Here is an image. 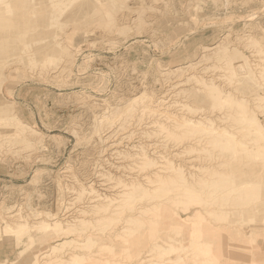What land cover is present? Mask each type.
Instances as JSON below:
<instances>
[{"label": "rangeland", "instance_id": "obj_1", "mask_svg": "<svg viewBox=\"0 0 264 264\" xmlns=\"http://www.w3.org/2000/svg\"><path fill=\"white\" fill-rule=\"evenodd\" d=\"M261 68L264 0H0V222L22 224L11 241L0 238V264H31L34 257L32 264H55L56 258L64 261L71 253L83 254L95 264H149L159 260L156 245L164 247L166 241L173 242L172 237L173 244H185V250L164 258L181 257L184 264H264V161L254 159V141L250 135L245 139L239 129L243 122H233V111L211 100L205 85L211 80L222 92L246 101L264 122V106L255 107L264 99ZM156 119L171 124L167 134ZM184 119L212 120L248 148L209 145L206 135H199L203 140L198 144L197 134L192 137L176 127ZM155 142L156 149L150 146ZM133 145L157 162L160 158L153 152L162 153L188 177L198 175V165L240 175L235 179L241 182L234 192L228 191L231 194L225 188L223 193L204 190V206L187 198L185 205H169L173 217L168 220L159 217L161 221L151 223L140 216L139 224L129 227L130 235L123 232V213L118 222L80 216L77 209H90L86 206L114 196L120 190L115 188L117 181L140 179L146 171H154L136 172L140 161ZM109 175L113 179L108 182ZM241 175L250 182L248 187ZM219 193L228 194L223 195L225 201ZM162 194H156L154 205L164 203ZM142 200L135 202L136 211L153 204ZM70 212L74 214L68 216ZM154 212L159 213L157 208ZM81 218L90 223L76 228ZM188 221L196 227L186 225ZM56 222L74 224L72 234L65 227L40 226ZM192 230L201 244L195 255L191 251L195 240L188 236ZM209 230L215 231L214 237L204 236L213 232ZM86 236L96 240L92 248L62 246L69 241L82 243ZM54 246L57 251L49 254Z\"/></svg>", "mask_w": 264, "mask_h": 264}, {"label": "bare ground", "instance_id": "obj_2", "mask_svg": "<svg viewBox=\"0 0 264 264\" xmlns=\"http://www.w3.org/2000/svg\"><path fill=\"white\" fill-rule=\"evenodd\" d=\"M261 52V51H260ZM228 62V61H227ZM228 66H232L231 65V63H230V65L228 64ZM258 66V65H257ZM235 69V68H234ZM260 69V68H259ZM229 70L231 71V67H229ZM217 72V71H216ZM261 72H262V77H264V68H261ZM203 75V74H202ZM205 75V74H204ZM206 77V76H205ZM208 77V76H207ZM209 78V77H208ZM206 80V79H205ZM207 82V81H206ZM206 86H207V88H208V91H209V96L212 98L211 100H213L214 102H218V104L220 103V102H222L223 103V105H225V104H227L228 106L227 107H229L228 109L230 110H232L233 112V114H232V118H231V120L233 121V122H238L237 121V119L239 120V121H242L243 122V124H241V125H243V127L241 128V125L238 127L239 129H241V132H243V135H244V137H245V139H246V135H250L251 136V138H252V141H254V150H255V154H256V156H254V159H256L257 157L258 158H260L262 161H264V122H262V121H260L258 118H257V116H256V113H255V108L254 109H250L249 108V105L247 104V102L246 101H244V100H237L236 98H234V97H232V95L230 94V93H225V92H222L214 83H212V81L210 80V81H208L206 84H205ZM204 89V88H203ZM195 92V91H194ZM197 92V91H196ZM202 92V91H201ZM189 94V93H188ZM198 95V94H197ZM201 95V94H200ZM190 96H191V94H190ZM190 96H188V98L190 97ZM204 96H206V94L204 95ZM195 97H196V95H195ZM208 97V96H207ZM198 98V97H197ZM202 100V99H201ZM208 100V99H207ZM210 101V100H209ZM192 102H194V101H192ZM213 102V103H214ZM135 103H137L136 101H135ZM195 103V102H194ZM202 102H200V104H201ZM210 103H211V101H210ZM216 103H215V105H216ZM221 103V104H222ZM259 104L260 105H256L255 107L256 108H260L261 109V107H263L264 106V99L262 98L261 99V101L259 102ZM139 105V104H138ZM208 105V104H207ZM188 106V105H187ZM199 106H201V105H199ZM204 106V105H203ZM214 106V105H213ZM212 106V107H213ZM140 107V106H139ZM202 107V106H201ZM206 107V106H205ZM208 107V106H207ZM215 107V106H214ZM225 107V106H224ZM150 108V107H149ZM185 108H186V106H185ZM226 108V107H225ZM153 109V108H152ZM188 109V108H187ZM190 109V108H189ZM208 110V109H207ZM183 111H185V109L183 110ZM194 111V110H193ZM192 111V112H193ZM196 111V110H195ZM137 112V111H136ZM144 113V112H143ZM231 113V112H230ZM134 113H132L130 116H132ZM150 114V113H149ZM159 114V113H158ZM197 114H199V112L197 113ZM138 115V114H137ZM155 115V114H154ZM154 115L152 116V117H154ZM200 115H202L201 113H200ZM133 116H135V115H133ZM159 116V115H158ZM197 116V115H196ZM129 117V116H128ZM229 117H230V114H229ZM147 117H144L143 119H146ZM156 118V117H155ZM219 118V117H218ZM142 119V120H143ZM157 119H160V117L159 118H157ZM156 119V121H158ZM165 119V118H164ZM170 118H169V116L167 117V120H169ZM179 119V118H178ZM221 118H219V120H220ZM236 119V120H235ZM176 120V119H175ZM222 120V119H221ZM235 120V121H234ZM122 121V120H121ZM156 121L154 122V123H156ZM164 121H166V119L165 120H163V122ZM171 121V120H170ZM204 121V120H203ZM216 121V120H215ZM228 121V120H227ZM229 121H230V119H229ZM130 122V121H129ZM159 122V121H158ZM169 123V122H168ZM130 124H132V123H130ZM141 124H143V123H141ZM157 124V123H156ZM155 124V125H156ZM172 124H173V122H172ZM171 125V124H170ZM169 125V126H170ZM230 125V124H229ZM126 126V125H125ZM137 126V125H136ZM139 126V125H138ZM158 126L161 128V129H163L165 132H166V134H167V132H169V126H166V125H164V124H161L160 122L158 123ZM233 126V125H232ZM234 126H236V125H234ZM233 126V127H234ZM176 127L177 128H181V129H184V130H188V132L186 131V133H188V135H191L192 137H194V135L195 134H197V137H195L194 139H198L197 141H195V142H200L201 143V141L203 140L202 138H201V136H207V139H208V144L210 143V144H216V143H218L219 144V146H221V147H226V148H230V149H235V147L234 146H240V147H242L241 149H243L244 148V150H247V148H248V146H246L245 147V145H243L242 143H241V141H238L236 138H235V136H234V134L232 133H229V132H227L225 129H223V128H220V126H218L217 124H215L214 123V121H212V120H208V121H206V122H194V121H191V120H186V119H184L181 123H179L178 124V122H177V124H176ZM128 128V127H127ZM146 128H147V125H146ZM145 128V129H146ZM153 127H151V129H152ZM232 128V127H231ZM236 128V127H235ZM237 128V129H238ZM155 129V128H154ZM234 129V128H233ZM236 129V130H237ZM239 129L237 130V131H239ZM158 130V129H157ZM175 130H176V128H175ZM178 130V129H177ZM244 131H245V133H244ZM147 132H149V131H147ZM153 132V131H152ZM158 132V131H157ZM178 132V131H177ZM183 132H185V131H183ZM235 132V131H234ZM240 132V133H241ZM162 133H163V131H162ZM161 133V134H162ZM172 134H173V132H172ZM238 134H239V132H238ZM137 135H138V133H137ZM141 135V134H140ZM151 135V134H150ZM170 135V134H169ZM169 135H166V136H169ZM174 135V134H173ZM187 135V136H188ZM199 135H201L200 137H199ZM115 135H113L112 137H114ZM162 136V135H161ZM172 135H170L169 137H171ZM205 136V137H206ZM130 137V136H129ZM146 137V136H145ZM149 137V136H148ZM169 137H168V139H169ZM125 138V137H124ZM151 138V137H150ZM150 138H149V140H150ZM152 138H155V137H152ZM162 138V137H161ZM202 140H201V139ZM163 139H164V137H163ZM174 139V138H173ZM189 139V138H188ZM194 139H192V140H194ZM206 139V138H205ZM223 139H225V142H224V145H223V143H222V141H223ZM244 139V140H245ZM119 140H122L121 138L119 139ZM157 140V139H156ZM155 140V141H156ZM161 140V139H160ZM165 140H166V137H165ZM243 140V139H242ZM251 140V139H250ZM150 141H152V139L150 140ZM154 141V140H153ZM162 141L163 140H161L160 142H161V144H162ZM191 141V140H190ZM157 142H159V141H157ZM157 142H155V143H152V145H150V146H153L155 149H156V147L158 146L159 147V145H156L157 144ZM187 142H188V140H187ZM246 143H247V141H245ZM251 142V141H250ZM249 142V143H250ZM164 143V142H163ZM175 143V142H174ZM189 143V142H188ZM194 143V142H193ZM149 144V143H148ZM189 144H191V143H189ZM199 144V143H198ZM209 144V145H210ZM138 145V144H137ZM137 145H133V147L131 148V146H130V148L131 149H134V156L136 157V160H138V161H140L138 164V166L140 167L139 168V170L138 171H136V170H134V171H136V172H139V174L140 173H143L144 171H146V170H148V169H153L154 171L152 172V173H150V171H146L145 172V174L143 173V175H141V176H139L140 177V179H137L138 178V176H137V174H136V176H137V178H135L134 180L132 179H129V181L128 182H121L120 180L119 181H117L116 183H114V182H111L112 184L114 183L115 184V188H118V189H120V190H118V189H115V190H118L115 194H114V196H111V197H103L102 198V196H101V198H102V200H103V202L100 204H97V203H93V205L92 206H86L87 208L88 207H90V209H85V210H76L79 214H80V216L81 215H85V214H90V215H93V216H95V217H97V219L98 220H103V219H106V218H110L111 220H119V218H120V216H121V214L123 213V220H124V230H123V232L124 233H129V231H130V228L129 227H132V226H137L136 224H139V217L141 216V217H144L146 220L145 221H148V222H151V223H153V222H155V220L157 219V218H159V217H161V220H162V217L164 218V220H168L169 218H172L173 217V212H171L170 210H169V205L171 206L172 204H175V203H178V204H180V203H182L183 205H185V204H187L186 202H185V198H187L188 200H187V202H192L193 201V199L194 200H196V201H198V203H200V204H202L203 205V203L205 204V200L203 201V198L201 197V194H202V192L204 191V190H214L215 191V193H216V191H219L220 192V190H222V189H227V193H230L231 194V192H234V190H235V186H237L236 184H238V183H240V182H238V183H236V177H238V176H240V175H237L236 177H235V175H233L232 173L231 174H223V173H221V172H219V171H217V170H210V171H207V170H205V169H203V168H198V165H196L197 166V168H196V170H197V172H198V175H194L193 177H188V175L184 172V170H182V168H180L179 166H176V165H173V164H171V162L164 156V155H162V153L161 154H159V152L158 151H156V152H153L154 154H157L158 156V159L160 158V160H158L159 162H157V161H155L154 159H151L150 158V156L148 155V153H147V151H145V150H140V148H138L137 149ZM170 145V144H169ZM188 145V144H187ZM201 145V144H200ZM156 146V147H155ZM161 146H163L162 148H164V145H161ZM195 146V145H194ZM216 146V145H215ZM217 147V149L218 148H220V147ZM175 147V146H174ZM196 147V146H195ZM210 147H212V145L210 146ZM129 148V149H130ZM172 148V147H171ZM206 148H209V146H207ZM213 148V147H212ZM216 148V147H215ZM215 148H214V150H215ZM224 148H222V149H224ZM130 149V150H131ZM158 149V148H157ZM167 149V148H166ZM174 149V148H173ZM173 149H171V150H173ZM216 149V150H217ZM221 149V148H220ZM253 149V148H252ZM129 150V151H130ZM135 150H137V151H135ZM190 150V149H189ZM198 150V149H197ZM226 150V149H225ZM225 150H223V151H225ZM229 150V149H228ZM236 150V149H235ZM132 151V150H131ZM130 151V152H131ZM199 151V150H198ZM197 151V152H198ZM203 151V150H202ZM222 151V150H221ZM220 151V152H221ZM233 151V150H232ZM239 151H240V148H239ZM249 151H251L250 149H249ZM193 152H194V150H193ZM192 152V153H193ZM200 152V151H199ZM226 152H229V151H226ZM242 152H243V150H242ZM196 153V152H195ZM194 153V154H195ZM200 153H202V152H200ZM199 153V154H200ZM235 153H237V152H235ZM235 153H233V154H235ZM240 153V152H239ZM251 153H253V152H251ZM131 154V153H130ZM130 154H126V155H130ZM132 154V155H133ZM198 154V153H197ZM218 154V153H217ZM216 154V155H217ZM230 154V153H229ZM233 154H232V156H233ZM244 154H245V152H244ZM255 154H252V155H255ZM117 155V154H116ZM124 155V154H123ZM152 155V154H151ZM193 155V154H192ZM201 155V154H200ZM228 155V154H227ZM231 155V154H230ZM241 155V154H240ZM251 155V156H252ZM120 156H122V155H120ZM119 156V157H120ZM154 156H156V155H154ZM177 156V155H176ZM202 156H203V154H202ZM204 156H206V155H204ZM212 156V155H211ZM232 156H231V158H232ZM125 157V156H124ZM127 157V156H126ZM128 157H130V156H128ZM133 157V156H132ZM196 157H197V155H196ZM216 157V156H215ZM234 157V156H233ZM256 157V158H255ZM212 158H213V156H212ZM212 158H210V160L212 159ZM236 158V157H235ZM194 159H195V156H194ZM220 159V158H219ZM234 159V158H233ZM249 159V158H248ZM133 160V159H132ZM191 160H192V158H191ZM200 160H202V159H200ZM199 160V161H200ZM215 160H216V158H215ZM217 160H218V158H217ZM260 160V161H261ZM128 161V160H127ZM127 161H126V163H127ZM135 161V160H134ZM203 161V160H202ZM201 161V162H202ZM212 161H214L213 159H212ZM256 161H257V159H256ZM189 162V161H188ZM204 162V161H203ZM202 162V163H203ZM215 162V161H214ZM219 162H220V160H219ZM125 163V162H124ZM190 163V162H189ZM193 163V162H192ZM206 163V162H205ZM213 163V162H212ZM217 163V162H216ZM187 164V163H186ZM195 164H197V163H195ZM201 164V163H200ZM204 164V163H203ZM122 165V164H121ZM120 165V166H121ZM125 165V164H124ZM124 165H122V166H124ZM209 165H211V164H209ZM231 165V164H230ZM135 166V165H134ZM133 166V167H134ZM195 166V167H196ZM221 166H225L224 164L223 165H221ZM132 167V168H133ZM200 167V166H199ZM204 167V166H203ZM117 168V167H116ZM121 168V167H120ZM221 169H222V167H220ZM130 169V168H129ZM188 169V168H187ZM117 170V169H116ZM123 170V169H122ZM189 170H191V169H189ZM133 171V172H134ZM192 171V170H191ZM124 172H126L127 173V171H125L124 170ZM130 172V171H129ZM193 172H194V170H193ZM131 173V172H130ZM127 174H129V173H127ZM126 174V175H127ZM134 174V173H133ZM132 175V174H131ZM190 175V174H189ZM242 176V175H241ZM110 177V175L107 177L108 179H107V181L110 179L109 178ZM116 177V176H115ZM124 177H126V176H124ZM129 178H130V176H128ZM120 179H121V177H119ZM119 178H117V179H119ZM241 179H244L245 180V177L244 176H242V177H240ZM240 178H238V179H240ZM113 179V178H112ZM112 179H110L111 181H112ZM116 179V180H117ZM128 179V178H127ZM237 179V181H239ZM248 179V181H249V178H247ZM109 180V181H110ZM131 180V181H130ZM108 181V182H109ZM247 180H245V182H246ZM105 182H106V180H105ZM107 182V183H108ZM245 182H243V183H245ZM103 182H101L100 183V185L102 184ZM106 183V184H107ZM247 184H243V185H245L246 187H248L250 184V182H246ZM112 184H110L111 186H112ZM107 185H109V184H107ZM106 185V186H107ZM117 185H118V187H117ZM239 185V184H238ZM242 185V188L244 187ZM252 185V184H251ZM255 185V184H254ZM102 186H104V184L102 185ZM237 187H239V186H237ZM240 187H241V185H240ZM246 187H245V189H246ZM220 188V189H219ZM228 188H231V189H228ZM234 188V189H233ZM107 189H108V187H107ZM111 189V188H110ZM239 189V188H238ZM237 190V189H236ZM241 190V189H240ZM83 191V190H82ZM81 191V192H82ZM228 191H231V192H228ZM80 192V193H81ZM84 192V191H83ZM82 192V193H83ZM90 192V191H89ZM108 192H110V191H108ZM159 192H162L163 194L160 196L161 198H162V201L164 202L163 204H160V206L161 205H163V207L161 206H159L158 204L157 205H154V200H157V198H158V196H156V194H158ZM222 193H223V190L221 191ZM226 192V191H225ZM241 191H238V193H240ZM79 193V194H80ZM250 193H251V191H250ZM213 194V193H212ZM219 194H221V193H219ZM236 194V196H237V193H233V196ZM243 194H244V192H243ZM81 195V194H80ZM83 195V194H82ZM112 195V194H111ZM222 196L221 197H223V195L225 196V195H228V194H221ZM109 196V195H108ZM212 196V195H211ZM210 196V197H211ZM217 197H218V195H216ZM238 196H240L239 194H238ZM244 196V195H243ZM220 197V198H221ZM228 197V196H227ZM232 197V196H231ZM241 197V196H240ZM245 197V196H244ZM243 197V198H244ZM249 197V196H248ZM96 198H98V197H96ZM148 199V200H150L151 202H153V204L152 205H149V206H147V207H145V208H138V210L136 211L135 210V207H133L134 205H136L135 204V202H138V200H140V202H141V200L142 199ZM202 198V199H201ZM232 198H235V197H232ZM237 198V197H236ZM246 198V197H245ZM91 199H92V197H91ZM95 199V198H94ZM93 199V200H94ZM100 199V198H99ZM214 199H216V198H214ZM221 199H223L224 201H225V198L223 197V198H221ZM101 200V201H102ZM161 200V199H160ZM220 200V199H219ZM235 201H236V199H234ZM264 200V199H263ZM89 201H90V199H89ZM92 201V200H91ZM90 201V202H91ZM99 201V200H98ZM143 201V200H142ZM158 201H159V199H158ZM217 201V200H216ZM231 201V200H230ZM233 201V200H232ZM89 202V203H90ZM201 202H203V203H201ZM213 202H214V200H213ZM147 203V202H146ZM145 203V204H146ZM221 203V202H220ZM223 204H224V202H222ZM221 203V205H220V207L221 208H223V204ZM199 204V205H200ZM217 204V203H216ZM227 204V203H226ZM230 204H232V203H230ZM88 205V204H87ZM91 205V204H90ZM140 205H142V204H140ZM144 205V204H143ZM181 205V204H180ZM198 205V204H197ZM205 205H207V204H205ZM209 205V204H208ZM235 205V204H234ZM174 206V205H173ZM176 207H177V205H175ZM204 206V205H203ZM213 206V205H212ZM231 206V208H232V205H230ZM229 206V207H230ZM172 207V206H171ZM208 207H211V206H208ZM214 207V206H213ZM216 207V206H215ZM228 207V206H227ZM226 207V208H227ZM157 208V211L159 212L158 214H155V212H154V210ZM159 208V209H158ZM178 208V207H177ZM179 208H180V206H179ZM182 208H183V206H182ZM185 208V207H184ZM200 208H201V206H200ZM206 208V207H205ZM225 208V207H224ZM70 209V208H69ZM74 209V208H73ZM71 210V209H70ZM176 210V209H175ZM226 210V209H225ZM67 211V210H66ZM75 211V212H76ZM176 211H178V210H176ZM228 211V210H227ZM230 211V210H229ZM73 212V211H72ZM72 212H70V214H68V216L69 215H71V214H74V213H72ZM132 212H134V213H132ZM231 212V211H230ZM65 213H67V212H65ZM125 213H128L127 215L125 214ZM130 213V214H129ZM205 213V212H204ZM203 213V214H204ZM233 213V212H232ZM179 214V213H178ZM78 215V214H77ZM184 215H185V213H184ZM207 215H208V213H207ZM211 215L212 214H210L209 216H210V218H211ZM67 216V217H68ZM73 216V215H72ZM76 216V215H75ZM174 216H175V212H174ZM16 217V216H15ZM176 217V216H175ZM207 217V216H206ZM215 217V216H214ZM219 217V216H218ZM220 217H221V215H220ZM80 218V217H79ZM203 217H201V219H202ZM76 219V218H75ZM200 219V220H201ZM212 219V218H211ZM216 219H217V216H216ZM144 220V219H143ZM158 220V219H157ZM159 220H160V218H159ZM160 220V221H161ZM178 220H180V221H178L179 222V224H180V222H182V217H180V218H178ZM186 220V219H185ZM188 220V219H187ZM199 220V221H200ZM218 220V219H217ZM14 221H16V220H14ZM70 221V220H69ZM97 221V220H96ZM95 221V223H98V222H96ZM141 221V220H140ZM159 221V222H160ZM175 221H177V219L175 220ZM203 221V220H202ZM215 221V220H214ZM213 221V222H214ZM72 222H74V221H72ZM76 222V221H75ZM74 222V223H75ZM87 223V221H85V219L83 218H81V219H79V220H77V222H76V225L77 224H83L84 225V223ZM116 222H118V221H116ZM216 222V221H215ZM250 222V221H249ZM64 223V222H63ZM69 223V222H68ZM66 224V225H62V224H60V223H58V222H56V224L54 223V224H49V225H47V224H45V223H43V224H41L40 223V226L41 227H46V226H51V227H65V230L68 232V233H70V234H72V232H73V230H72V227H73V225L72 224ZM88 223H90L89 221H88ZM87 223V224H88ZM112 223V222H111ZM142 223V222H141ZM140 223V224H141ZM147 223V222H146ZM167 223H169V222H167ZM166 223V224H167ZM198 223V222H197ZM201 223V222H200ZM199 223V224H200ZM13 224V223H12ZM92 224V223H91ZM100 224V226L102 225V222L101 223H99ZM109 224V223H108ZM186 225H192L193 224V227H194V224H195V227H196V223H194V222H190V221H188L187 223H185ZM184 224V225H185ZM206 224V223H205ZM204 224V225H205ZM212 224V223H211ZM95 225V224H94ZM107 225V224H106ZM110 225V224H109ZM108 225V226H109ZM164 225H165V222H164ZM170 225V224H169ZM175 225V224H174ZM177 225H178V223H177ZM213 225V224H212ZM216 225V224H215ZM38 226V225H37ZM39 226V227H40ZM93 226V225H92ZM91 226V228H94L95 229V227H92ZM97 226H99V225H97ZM100 226L98 227L99 229H100ZM107 226V227H108ZM139 226H142V225H139ZM138 226V227H139ZM144 226V225H143ZM201 226V225H200ZM203 226V225H202ZM201 226V227H202ZM40 227V228H41ZM50 227V228H51ZM57 227V228H58ZM106 227V226H105ZM123 227V226H122ZM137 227V228H138ZM145 227V226H144ZM178 227V226H177ZM194 227V228H195ZM208 228L209 229V227L208 226H205V228ZM216 227V226H215ZM49 228V229H50ZM76 228H80V227H78V225H77V227ZM83 228V227H82ZM85 228V227H84ZM98 228H96V230L98 229ZM103 228V227H102ZM101 228V232H106V230H105V228H103L102 229ZM205 228H204V230H205ZM206 228V230L205 231H207L208 229ZM212 228V227H211ZM136 229V228H135ZM144 229V228H143ZM182 229V228H181ZM22 230V224H20V223H15L14 222V225H11V224H9L8 223V221L5 219V221H1L0 222V238L2 239V240H4V242L5 241H11L12 240V238H13V235L14 234H17V233H19L20 231ZM60 230H64V229H60ZM103 230V231H102ZM109 230V229H108ZM203 230V231H204ZM213 230H214V228H213ZM212 230V231H213ZM59 231V230H58ZM77 231H78V229H77ZM76 231V232H77ZM83 231V230H82ZM92 231H94V230H92ZM122 231V230H121ZM138 231V230H137ZM185 231V230H184ZM195 230H192L191 232H189V235L188 236H190L191 238V240L193 239V241H194V243L192 244L193 246H192V248H191V251L193 252V254L195 255V253H197L198 252V250H197V248L196 247H198L199 246V248H201L200 247V242H198V240H196V239H198V236H196V234H195V232H194ZM203 231H202V234H203ZM210 231V230H209ZM212 231H210V232H212ZM218 231V230H217ZM75 232V233H76ZM99 232V231H98ZM160 232V231H159ZM180 232V231H179ZM183 232V231H182ZM182 232H181V235H183L182 234ZM187 232V231H186ZM185 232V233H186ZM200 232V231H199ZM214 232L215 231H213L212 233H209V232H207L208 234H206V232H204L205 234H204V236L205 235H208V236H210L211 234V236H213L214 237ZM62 233V232H61ZM60 233V234H61ZM66 233V232H65ZM74 233V234H75ZM78 233H79V231H78ZM81 233H84V232H81ZM132 233H134V231L132 232ZM137 233V232H136ZM140 233V232H139ZM198 233V232H197ZM103 234V233H102ZM125 234V235H126ZM131 233H129L128 235H130ZM178 234V233H177ZM176 234V235H177ZM180 234V233H179ZM178 234V235H179ZM210 234V235H209ZM216 234V233H215ZM125 235H123L124 237H125ZM133 235V234H132ZM177 235V236H178ZM217 235V234H216ZM215 235V236H216ZM235 235V234H234ZM72 236V235H71ZM116 236V235H115ZM177 236H175V237H177ZM184 236V235H183ZM187 236V237H188ZM87 237V236H86ZM95 237V236H94ZM131 237V236H130ZM185 237V236H184ZM207 237V236H206ZM222 237V236H221ZM225 237V236H224ZM30 238V237H29ZM116 238H118L117 236H116ZM158 238V237H157ZM166 238V237H165ZM177 238H179V237H177ZM186 238V237H185ZM201 238V237H200ZM200 238H199V240H200ZM202 238L204 239L205 237H203V235H202ZM217 238V237H216ZM246 238V237H245ZM33 239V238H32ZM77 239V238H76ZM85 239V238H84ZM101 239V238H100ZM109 239V238H108ZM173 239V237L171 238V241H173L174 242V240H172ZM175 239V238H174ZM182 239H183V237H182ZM181 239V241L183 242L184 240H182ZM209 239H211V238H209ZM223 239V238H222ZM72 240V239H71ZM117 240V239H116ZM116 240H114V241H116ZM177 240V239H176ZM189 240V239H188ZM202 240V239H201ZM200 240V241H201ZM205 240V239H204ZM212 240H213V238H212ZM210 241L209 240V243H211V242H213V241ZM217 240V239H216ZM225 240V239H224ZM223 240V241H224ZM96 240L94 239V242H95ZM99 241V240H98ZM97 241V242H98ZM119 241V240H118ZM169 242H165L164 244H165V246L164 247H162V246H160V245H156V248H158V249H161L160 251L157 249V251H158V258H159V260L158 261H156V262H154V261H150V260H147V259H145V260H147L148 262L150 261V263L149 264H161V263H169V264H184V262H183V260H182V258L181 257H177V258H174V259H168V258H164V255H171V254H176V252H182V251H184L185 250V247H182L183 245H185V244H181L182 246H178V244H173V242H170V240H168ZM179 241H180V238H179ZM180 241V242H181ZM185 241H187V240H185ZM192 241V242H193ZM206 241V240H205ZM75 241H69V242H66V243H64V244H62V246H65V244H75V246L76 247H78V248H81V249H84V248H89L90 246H91V248H92V244H94V242L92 241V239L91 238H89V237H87L86 238V240L84 241V242H82V243H74ZM117 242V241H116ZM177 242V241H176ZM175 242V243H176ZM208 242V241H207ZM30 243V242H29ZM100 243V242H99ZM98 243V244H99ZM186 243V242H185ZM206 243V242H205ZM96 244V243H95ZM94 244V245H95ZM126 244V243H125ZM207 244V243H206ZM93 245V246H94ZM106 245V244H105ZM176 245V246H175ZM187 245H188V243H187ZM190 245V244H189ZM202 245H204V246H206L205 244H202ZM208 245H210V244H208ZM61 246V245H60ZM61 246V247H62ZM73 246V245H72ZM104 246V245H103ZM57 247L58 246H54V247H52L51 248V252L49 253V254H51V253H53V250L55 251L56 249H57ZM102 247V246H101ZM100 247V248H101ZM105 247V246H104ZM110 247V246H109ZM155 247V246H154ZM153 247V248H154ZM187 247V246H186ZM250 247V246H249ZM75 248V247H74ZM99 248V247H98ZM99 248V249H100ZM202 248H204L203 246H202ZM208 247L206 246V248L205 249H207ZM98 249V250H99ZM122 249V248H121ZM204 249V250H205ZM101 250H102V248H101ZM108 250V249H107ZM114 249H112L111 251H113ZM201 250V249H200ZM57 251V250H56ZM93 251V250H92ZM106 251V250H105ZM210 251V250H209ZM86 252V251H85ZM88 252V251H87ZM195 252V253H194ZM203 252V251H202ZM204 252H207L208 253V251H204ZM204 252H203V254H204ZM212 252V251H211ZM59 253V252H58ZM109 253H112V252H108V254ZM48 254V255H49ZM72 254V253H71ZM71 254H69L70 255V257H68L67 259H66V257H65V260L64 261H62V260H60V259H55L54 260V262H55V264H93L94 263V261L92 262V261H89V260H87L88 258L87 257H85V255H83V254H76V253H73L72 255ZM99 254V253H98ZM16 255H17V253H16ZM94 256H96V254H93ZM208 255H209V253H208ZM33 256V255H32ZM44 256V255H43ZM45 256H47V255H45ZM32 258V257H31ZM90 258V257H89ZM92 259H94V258H92ZM33 261H35V257L34 258H32L31 259V264L32 263H34ZM54 262H52V263H54ZM100 261H98V263H99ZM110 262V261H109ZM143 262V261H142ZM141 262V263H142ZM205 262V261H204ZM140 263V262H139ZM203 263V262H202ZM209 263V262H208ZM210 263H211V261H210ZM30 264V263H29ZM95 264V263H94ZM109 264V263H108ZM213 264V263H212Z\"/></svg>", "mask_w": 264, "mask_h": 264}]
</instances>
